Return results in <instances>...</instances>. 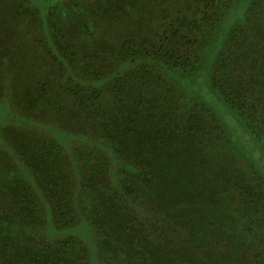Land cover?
Wrapping results in <instances>:
<instances>
[{
	"label": "rangeland",
	"instance_id": "rangeland-1",
	"mask_svg": "<svg viewBox=\"0 0 264 264\" xmlns=\"http://www.w3.org/2000/svg\"><path fill=\"white\" fill-rule=\"evenodd\" d=\"M195 7L196 0H0V242L10 246L6 253L0 245V264L42 256L70 263L75 239L89 264H102L105 239L132 255L129 240L140 241L141 252L167 262L193 252L199 261L254 264L258 246L245 227L255 207L264 216V175L253 162L260 154L229 126L221 134L195 106L184 110L204 132L188 118L185 128L168 119L158 110L166 85L156 77L144 85L138 71L139 55L161 43L179 52L188 29L176 24ZM99 75L114 92L96 100ZM167 105L177 107L171 98ZM107 112L112 121L100 117ZM251 193L262 197L255 205Z\"/></svg>",
	"mask_w": 264,
	"mask_h": 264
},
{
	"label": "trees",
	"instance_id": "trees-1",
	"mask_svg": "<svg viewBox=\"0 0 264 264\" xmlns=\"http://www.w3.org/2000/svg\"><path fill=\"white\" fill-rule=\"evenodd\" d=\"M196 7L190 19L185 14L181 17L182 21L178 18L177 27L188 29L187 34L184 33L186 34L184 41L179 44L178 53L175 54L173 49L167 48L165 42V46L161 43L157 49L151 48L148 54L139 55L144 59L138 65V71L143 73V84L149 85L156 77L163 86L166 85L162 104L158 110L162 113L167 110L170 114L164 115L170 120L173 119L172 117H178L179 123H182L181 127L185 128L188 118L192 130L204 132L203 127L198 126L202 123L196 121L194 113L184 110L195 106L201 119L204 117V121L208 119V122H214L217 126L215 129L221 134L224 131L222 125L229 126L236 139L243 140L247 144L251 141L253 147L250 149L251 152L258 151L260 154L258 161H253L254 167L258 170V174L264 175V0H196ZM178 33L175 31L173 34L176 36ZM204 72L210 73V77L205 82L202 78ZM183 77L190 78L188 84L186 83L188 86L183 84ZM95 79L92 97L98 100L103 95L102 91H111V87L101 75ZM111 79L115 83L123 80L119 72L111 76ZM113 92L114 90L111 91ZM209 95L212 100L215 97L218 99L215 98L217 100L215 104L209 100ZM115 98L118 104L120 93L117 92V88ZM169 98L177 105L175 110L167 105ZM184 99H186L185 105L182 104ZM156 114L155 112V117ZM110 115L111 112H107L100 117L112 121L114 118ZM167 118L164 117L162 121L168 120ZM250 198L254 205L262 199L255 193H251ZM255 208L245 228L258 246L255 249L254 264H264V228H259L264 222V216L259 214V207ZM114 240L108 244L105 239V243L102 241L100 244L102 264H142L141 262L195 264L193 258L196 264H218L210 263L209 257L205 260V256L199 261L200 259L193 252H189L184 257L182 254L177 256L180 259L175 257L167 262L160 260L158 255L151 252L149 255L147 252H141L143 245L140 241L135 243L129 240L127 249L134 253L132 255L119 246L117 239ZM210 240L209 238V244H211ZM77 242L78 239L71 242L77 245V252L67 248V252L72 253V262L66 264H89L88 251L81 244L79 247ZM0 245L7 248L6 253H8L9 243L3 240ZM18 246L19 242L11 247ZM18 253L15 254L22 259L24 255ZM32 253L34 250L26 249L27 255ZM36 257L38 258L37 255ZM36 260L38 261L36 264L65 263L63 257L59 262L51 259L47 261L44 256ZM11 263L10 257L2 264ZM12 264H16V261Z\"/></svg>",
	"mask_w": 264,
	"mask_h": 264
}]
</instances>
